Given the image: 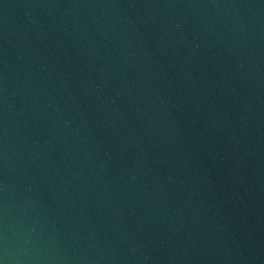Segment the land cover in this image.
Here are the masks:
<instances>
[{"label":"water","instance_id":"water-1","mask_svg":"<svg viewBox=\"0 0 264 264\" xmlns=\"http://www.w3.org/2000/svg\"><path fill=\"white\" fill-rule=\"evenodd\" d=\"M0 264H264V0H0Z\"/></svg>","mask_w":264,"mask_h":264}]
</instances>
